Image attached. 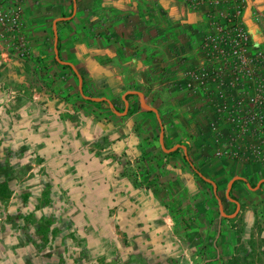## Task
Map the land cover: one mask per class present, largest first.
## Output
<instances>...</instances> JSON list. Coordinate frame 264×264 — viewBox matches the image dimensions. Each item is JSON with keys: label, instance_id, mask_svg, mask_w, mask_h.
<instances>
[{"label": "rangeland", "instance_id": "374dc122", "mask_svg": "<svg viewBox=\"0 0 264 264\" xmlns=\"http://www.w3.org/2000/svg\"><path fill=\"white\" fill-rule=\"evenodd\" d=\"M11 28L0 25V264H264V192H232L239 212L221 217L214 188L161 148L139 98L123 117L122 90L85 83V96L116 97L115 111L86 100L53 36ZM235 152L215 157L236 163ZM196 167L235 214L226 190L239 172L223 174L234 165L212 166L215 178Z\"/></svg>", "mask_w": 264, "mask_h": 264}, {"label": "crops", "instance_id": "0c3cea01", "mask_svg": "<svg viewBox=\"0 0 264 264\" xmlns=\"http://www.w3.org/2000/svg\"><path fill=\"white\" fill-rule=\"evenodd\" d=\"M15 1L20 2L22 17L13 34L33 39L53 36L56 61L73 70L80 94L86 100L106 102L114 111L116 108L113 103L116 97L85 96V83L90 82L100 91H123L121 100L125 103L126 97L128 110L126 113L125 103L123 113L115 111L121 117L129 115L132 98H139L141 106L142 100L149 106L151 102L163 122L162 144L157 119L160 145L167 154L180 150L188 165L192 163L197 170L199 165L214 178L221 172L215 173L212 166L234 165L223 173L228 176L236 169L239 172L233 175L226 190L228 202L238 206L231 216L220 211L219 201L223 212L224 208L217 195V183L198 170L216 184L215 189L207 182L214 188L221 217L233 218L239 212L240 202L232 198V192H264V156L251 161L240 159L236 163L215 157L217 150L230 145L249 155L264 141V125L258 126L249 106L251 97L264 95V77L257 74L256 82H249L248 87L234 88L235 65L229 58H210V42L219 36L212 20L220 14V7L210 8L198 0H0L8 10ZM246 1L242 20L252 40L246 54L253 58L258 52L264 53V20L261 19L264 0ZM42 49H49L48 45L45 43ZM212 62L217 63L215 70ZM223 94L230 96V102L243 103L240 138L216 113L217 99ZM163 145L172 151L167 152ZM178 147H183L186 154Z\"/></svg>", "mask_w": 264, "mask_h": 264}, {"label": "built area", "instance_id": "2783aa9c", "mask_svg": "<svg viewBox=\"0 0 264 264\" xmlns=\"http://www.w3.org/2000/svg\"><path fill=\"white\" fill-rule=\"evenodd\" d=\"M199 4L207 5L210 8L220 7L221 11L216 17L212 25L216 28L219 36L215 40H211L210 58H229L235 65L233 69L235 78L233 79L232 87H248L249 82H256L257 74L264 77V53L258 52L253 58L247 57V50L252 47L251 36L248 34L243 24V15L247 6L246 0H198ZM0 2V25L3 26L7 21L12 25V33L21 21L22 8L20 2H14L12 9H4ZM264 20V15L261 16ZM213 70L216 62H212ZM218 69V68H217ZM228 95V94H227ZM225 94L217 99L216 113L225 121L228 122L231 129L235 132L237 138H240V109L242 102L234 100L230 102V96ZM229 97V98H228ZM251 114L258 121V126L264 125V95H255L249 99ZM245 122V121H244ZM261 135V134H260ZM230 148L240 149L235 145H230ZM264 141L260 145L247 154L235 152V155L246 161L259 160L264 156Z\"/></svg>", "mask_w": 264, "mask_h": 264}, {"label": "water", "instance_id": "95a60500", "mask_svg": "<svg viewBox=\"0 0 264 264\" xmlns=\"http://www.w3.org/2000/svg\"><path fill=\"white\" fill-rule=\"evenodd\" d=\"M58 22H56V24H57ZM57 36V35H56ZM57 40H58V36H57ZM57 42L58 41H56V45H57ZM56 54L58 55V50H57V48H56ZM61 63H63V64H65L66 65V63H64V62H62L61 61ZM70 65V64H69ZM72 66V65H71ZM73 67V66H72ZM79 81H80V84H82V79H81V77H79ZM142 98V97H141ZM88 99H90V100H95V101H100V100H98V99H93V98H88ZM105 99H102L101 101H104ZM124 101H125V103H126V106H127V109H126V113H127V110H128V101H127V99H126V97H124ZM141 104H142V106L143 107H145L146 109H148L149 111H151V112H153L156 116H157V119H158V121H159V123H160V126H161V143L163 144V137H164V126H163V122H162V120H161V117H160V115H159V112L155 109V108H152L151 106H149L148 104H146L145 102H144V100H142L141 101ZM111 107H113L112 105H111ZM163 147H164V145H163ZM178 148H181V149H183V151H184V153L186 154V151H185V149L183 148V147H178ZM164 149L167 151V152H171L172 150H168V149H166L165 147H164ZM189 165L191 166V168L204 180V181H206V182H208V183H210V184H212V186L216 189V184H215V182H213V181H211V180H209V179H207L202 173H200L195 167H194V165L192 164V163H189ZM233 183V182H232ZM232 183L230 184V186L232 185ZM219 204H220V211H221V213H222V215H224V212H223V210H222V203H221V201H219ZM224 216H226V215H224Z\"/></svg>", "mask_w": 264, "mask_h": 264}]
</instances>
